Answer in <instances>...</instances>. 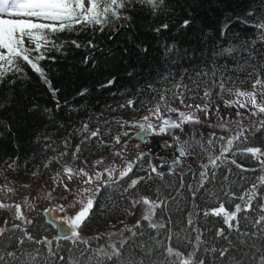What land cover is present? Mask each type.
<instances>
[{
  "label": "snow or ice",
  "instance_id": "1",
  "mask_svg": "<svg viewBox=\"0 0 264 264\" xmlns=\"http://www.w3.org/2000/svg\"><path fill=\"white\" fill-rule=\"evenodd\" d=\"M258 2L259 10L249 9L243 15L226 19L220 27V36L223 37L235 20L236 23L252 29L253 35L246 39L237 37L240 41L238 44L213 48L210 50V62L202 67L193 66L191 71L188 68L174 70L171 66L178 63L177 58L181 56L182 50L175 43L165 44L164 67L155 69L153 83L144 90L155 94L151 97L155 103L149 107V115L141 117L139 121H115L120 129L124 130L112 137V145L102 138L109 133L102 132L100 127L92 130L88 122L82 123L78 131L85 135L75 146L73 161L79 158L82 145L95 139L99 146L114 147L121 144L122 136L129 137V130L133 128L139 129L133 138H139L140 141L147 138L145 134L167 135L170 139L159 142V153L151 150L147 153L140 152L132 160L125 157V152L130 151L129 141L125 140L119 150L113 151L114 156H119L124 161L122 169L111 163L102 171L94 170L89 173L83 167L75 169L70 165H62V172H56L51 177L53 187L43 198L51 202L52 192L62 187L67 193L63 198L67 203L56 204L43 209L42 213H37L38 216L45 217L43 229L34 218L25 214V209L36 212L37 206L33 201L39 197L24 196L23 203L5 202L20 195L16 188L9 186L15 183L10 179V174L18 173L19 157L0 160V180L8 181L7 184H0V193L3 194L0 196V264H205L202 254L207 253L214 255L213 264L215 260H219V264H264V151L260 147H237L238 144L247 143L250 136L264 129V118L250 120L249 124L245 125L243 121L248 117L240 111L246 109L252 117L264 114V99H258V96L264 97V92L260 91L264 89V0ZM137 5L147 9L153 17L164 14L169 7L168 0H0V85L15 83V79L26 75L25 67H30L55 97L59 90L52 88L41 61L55 59L48 53L64 49L66 42H60V34L87 31L94 36L97 32L104 33L107 30L111 33L108 36L111 40L113 34L119 31V28H114L113 25L121 19L131 21L129 12ZM170 22L166 21L151 30L159 34L162 30H168ZM193 23L191 19H184L180 23V29H188ZM70 43L76 48L98 47L93 39H89L86 44L77 40H71ZM141 50L146 53L148 48L145 46ZM183 56L192 58L187 49H183ZM224 56L236 61L233 70L251 69L250 76L238 81L227 75L228 69L216 63L217 58ZM89 60L90 57L85 56L83 63L88 64ZM128 75L132 76L133 73L129 72ZM252 76L255 79H252ZM115 82L116 77H112L101 87H111ZM245 83H251V91L237 86ZM87 91L83 89L78 95L83 96ZM156 95L159 96L158 100ZM214 95L223 101L224 107L236 109V119L220 114V105L213 107ZM225 96L232 99H226ZM189 99L202 103H196L194 111L191 112H184L172 106L178 101L182 106L193 108L192 104L185 105V101ZM136 102L129 99L118 107L132 109ZM3 106L5 105L0 102V107ZM56 108H60L59 101H56ZM109 108L115 110L111 106ZM51 111L45 109V112ZM199 112L204 113L206 120L216 113V122L208 120L207 127L219 129L227 135H217L212 131L207 134L206 141H195L201 148V152L196 154L200 163L196 171L188 169L195 182L185 185L186 173L177 172L176 167L181 165L182 158L186 159L192 155L189 151L192 144L188 140L181 141L175 130L183 133L185 124H201L202 121L197 115ZM172 113L176 114V119L172 118ZM102 115L90 120H99ZM104 123L108 125L111 122ZM59 127L62 128L63 124ZM8 131H11L10 125ZM201 136L203 137V133ZM34 143L41 144L42 150H55L52 137H47L46 142L41 141L39 132ZM63 146L69 147L70 139L66 138ZM136 146L139 147V143ZM165 146L173 150L167 156L163 152ZM246 154L254 158L256 167L244 168L236 162L237 155ZM66 155L68 153L63 152L52 157L43 167L48 168L51 162L58 163ZM146 155L158 157V162L149 160L147 168H143L141 162ZM103 163V159L96 160L93 169ZM137 165L141 166L146 175L133 178L126 187H121L120 181L129 177ZM230 165H234L239 171L233 172ZM161 169H166L168 175L179 177V188L175 182L162 183L155 189V199L148 196L134 198L133 190L138 192L137 185L141 181H164L166 172ZM221 169H225L227 174L222 173ZM117 172L119 174L115 175ZM38 174V171L32 173L33 176ZM105 176L107 179H104ZM64 177L69 182L75 178L81 183L70 188L69 184L64 182ZM209 184L212 185L211 188L206 187ZM114 187L119 198L128 202V207L124 209L125 215H135L133 210L138 206L143 207L142 215L133 224L121 220L119 223L122 227L118 229L113 225L112 231L83 236L81 229L94 215L93 210L101 192ZM185 190L191 197L193 211L187 215V224L179 226L172 217L176 212L182 211L181 200L185 197ZM166 191L169 193L167 196L164 195ZM69 196L72 199L69 200ZM198 198L200 203L197 202ZM201 203L205 207L201 208ZM69 209L75 211L70 215ZM157 210L160 213L159 218ZM4 212L10 215H2ZM52 212L58 215L53 216ZM60 213L63 215H59ZM201 215L205 222H208L209 217L220 219L225 227L215 230L214 239L226 243L219 247L215 244L208 246L209 242L203 237L211 229L202 231L196 226V218ZM28 226L35 227L38 233L51 228L57 235L52 239L47 236L36 239ZM101 240L104 242L100 243ZM61 241L68 243L62 245ZM189 247L191 251H186Z\"/></svg>",
  "mask_w": 264,
  "mask_h": 264
},
{
  "label": "trees",
  "instance_id": "2",
  "mask_svg": "<svg viewBox=\"0 0 264 264\" xmlns=\"http://www.w3.org/2000/svg\"><path fill=\"white\" fill-rule=\"evenodd\" d=\"M168 4L167 11L156 17H153L147 9L137 5L129 12L132 16L131 21L121 19L113 25L114 28H119V31L113 34L111 40L108 39L111 33L107 30L104 33L97 32L94 36L87 31L61 33L60 42H66L64 49L60 52L48 53L55 59L41 61V66L45 69L52 88L59 90L55 97L30 67H25L26 75L15 79V83L0 85V102L5 105L0 107V122H2L0 123V133H2L0 135V160L19 157L17 160L19 171L10 174L12 181L30 176L33 172L43 169V164L48 163L52 157L67 152L68 156L62 157L58 163H49L47 169L55 170L64 165L75 151V146L85 135L78 131L84 122H88L92 130L100 127L102 132L109 133L102 138L112 145V137L124 130L120 129L115 121L132 120L131 115L146 112L155 103V100L151 99L155 94L144 90L153 83L156 76L155 69L164 67L165 44L175 43L182 50L181 56L177 58L178 63L171 66L174 70L180 71L188 68L191 71L193 66L202 67L210 62V50L213 48L238 44L240 41L237 37L246 39L253 35L252 29L233 20L227 34L221 37L222 23L226 19L243 15L249 9H260L258 0H168ZM184 19H191L194 23L188 29H180V23ZM166 21H171L168 30H162L159 34L151 30ZM121 25L127 26L120 27ZM89 39H93L98 47L95 49L76 48L70 43L71 40H77L81 44H86ZM145 46L148 48L146 53L141 50ZM183 49H187L192 58L184 57ZM85 56L90 57L88 64L83 63ZM216 63L226 67L227 75L238 81L250 76L251 69L248 71L233 70L236 61L231 57H219ZM129 72L133 75L129 76ZM112 77H116L115 84L108 88L101 87ZM251 78L255 79L254 76ZM164 86L160 85V87ZM237 86L243 90H251V83ZM83 89H87V93L83 96L78 95ZM129 99L137 101L132 109L118 107ZM158 99L159 96L156 95V100ZM56 101H59V110L56 108ZM218 101L219 98L214 95L213 105ZM196 103H202V101L191 99L185 101V105L194 106ZM173 104L180 105L178 101ZM109 106L115 110H110ZM45 109L52 111L45 112ZM101 114H103L101 119L90 120V118L101 117ZM105 121L111 123L105 125ZM60 124H63L62 128L59 127ZM9 125L11 131H8ZM134 130L137 129L129 131ZM38 132L41 141L46 142L47 137H52L55 141L54 151L42 150L41 144L34 143ZM66 138L70 139V146L67 148L63 146ZM112 148V146H99L94 139L82 145L79 158L73 161V164L78 166L82 165L84 160L98 159ZM145 151L147 153L150 149ZM152 157L145 156L144 161L141 162L143 168H147L148 161H152ZM235 159L244 168L257 166V162L250 154L237 155ZM230 166L233 172L239 171L234 165ZM161 170L166 172L163 182L159 179L141 181L137 185L138 192L133 190V197L148 196L155 199L156 187L167 182H175L176 187L179 188V177L168 175L166 169ZM221 172L227 174L225 169H221ZM185 173V185L194 183L192 173L188 170ZM144 175H146L145 171L137 165L129 177L120 181V186L126 187L131 179ZM245 175H259V173H245ZM5 181L7 180H0V183ZM206 187L211 188L212 185L209 184ZM168 194L167 191L164 193L166 196ZM190 200L191 197L185 190V197L181 200L182 211L176 212L172 217L179 226L187 224V215L193 211ZM197 202L200 203L199 198ZM200 206L205 207L203 203ZM215 206L209 205V207ZM126 207H128V202L119 198L115 187L102 191L97 200V206L93 210L94 215L83 226L81 234L86 237L93 236L95 235L93 231L100 233L108 225L118 224L119 221L129 216L124 213ZM159 214L157 210L158 218ZM35 220L43 229L45 217L36 214ZM165 220H167V213H165ZM196 220V226L202 231L206 228L211 229L203 237L209 242L208 246L215 244L219 247L226 243L214 239L215 230L225 227L219 218L209 217L208 222H205L201 215ZM30 231L36 239H41L43 236L52 239L56 235L55 230L51 228L38 233L36 228L31 226ZM225 234H228L226 228ZM103 242V240L100 241V243ZM67 243V241H61L62 245ZM181 251L185 250L181 249ZM186 251H191V248L189 247ZM202 255L205 264H213L215 257L212 253ZM215 264H219V260H215Z\"/></svg>",
  "mask_w": 264,
  "mask_h": 264
},
{
  "label": "rangeland",
  "instance_id": "3",
  "mask_svg": "<svg viewBox=\"0 0 264 264\" xmlns=\"http://www.w3.org/2000/svg\"><path fill=\"white\" fill-rule=\"evenodd\" d=\"M248 91H251V90H248ZM260 91L264 92V89H261ZM225 98L226 99H232V97H230V96H225ZM258 99H264V97L258 96ZM217 104L220 105V114H222V115L226 114L231 119L237 118L235 108L224 107L223 101L220 99H219ZM217 104H214L213 107ZM172 106L179 108L181 111H184V112L194 111V106H193V108H188L186 106L174 105V104H172ZM240 111L242 113H244L245 116L248 117V119H245L243 121V123L245 125H248L250 120H257L260 118H264V114H260L258 117H252L249 115V113L247 112L246 109H240ZM146 115H149V110L146 112L140 113V114L131 115V119H132V121H139L141 119V117L146 116ZM197 115L200 117V120L202 121L201 124H185L183 133H180L179 130H175L176 133L180 136L181 141L188 140L192 144V147L189 149V151L192 153V155L187 156L186 159L182 158L181 165H178L176 167L177 171L186 172L189 168H192L194 171H196L198 169L200 159L197 157L196 154L201 152V148L199 147V145H196L195 141H197V140L206 141L207 140V134L212 132V131H215L217 133V135H227V133H221L219 129L207 127L208 120H210L212 123L216 122V116H217L216 113L211 114V116L208 118V120H206L203 112H199V113H197ZM171 116L173 119H176L175 113H172ZM153 123H156V121H153ZM133 129H137V128H133ZM138 131H139V129L130 132L129 137L122 136L121 137V144L115 145L106 155H104L98 159H94L91 161L90 160L89 161L84 160L87 162L86 164L82 162L83 163L82 165L76 166L73 164L72 155H71L70 157H68V159L66 160L64 165H70L71 167H73L75 169L83 167L89 173H92L94 170L102 171L104 167L108 166L111 163H114L118 167V169H122L124 167V161H122L119 156H114L113 151L119 150L123 146V143L125 140L129 141V146H130V151L125 152V157L128 160H132L138 155V153L146 152L145 150H148V149H150L151 151L159 153L161 150L159 142H163V141L170 139V137L167 135L151 136L149 134H145V136L149 135V138L147 141L144 142V141H140L139 139L133 138L135 133ZM201 133H203V137L201 136ZM137 143H139V147L136 146ZM173 143L175 144V141H173ZM155 146H157V148H155ZM237 147H240V148L260 147L261 150L264 151V129H261L259 132H256L254 136H250L249 141L247 143L238 144ZM170 151L172 152L173 150L171 148H167L166 146L163 149V152H165L166 154H168ZM68 155H66V156H68ZM99 159H103L104 163L102 165L98 166L97 169H93L94 162L96 160H99ZM152 162L157 163L158 157L153 156ZM205 162H206V159H205ZM56 172H62V166L59 167L58 169H55V170L43 168L41 170H38L39 174L36 176H33L31 174L28 177L14 180L15 183L9 184V186L16 188V190L20 193V195L13 196L11 200L5 201V202H7V203H23V197L24 196H29L30 198L39 197V199L33 201V203H35L37 206L36 212L27 211L25 209V214L29 218H34V219H35L36 214L41 212L45 208H50V207H53L54 205L60 204V203L66 204L67 201L64 200L63 198L67 195V193L64 192L62 187H58V188H56L55 191L52 192L51 202H49L48 200H45L43 198L44 194L52 189L53 181H52L51 177L54 176ZM118 174L119 173L117 172L115 175H118ZM104 179H107V176H105ZM64 182L68 183L70 188L76 187L77 185H80V183H81L80 180H77L75 178L71 182H69L66 177H64ZM7 183H8V181H5V182H1L0 184H7ZM22 185H29L30 187L24 188V187H21ZM2 195L3 194L0 193V196H2ZM68 199L70 200V199H72V197L69 196ZM74 211H75V209H69L68 213L71 215ZM133 211L136 214L135 215H129L123 221H125L128 224L135 223V221L137 219H139L140 216L142 215L143 207L138 206ZM2 214H4V216L10 215L7 212H4ZM59 215H63V213H60ZM17 222H19V221H17ZM113 225H115L117 229L122 227V225L120 223H118V224L113 223V224L108 225L104 229H102L100 231V233L112 231ZM28 228H30V226H28ZM93 232H94V234H97L95 231H93Z\"/></svg>",
  "mask_w": 264,
  "mask_h": 264
},
{
  "label": "water",
  "instance_id": "4",
  "mask_svg": "<svg viewBox=\"0 0 264 264\" xmlns=\"http://www.w3.org/2000/svg\"><path fill=\"white\" fill-rule=\"evenodd\" d=\"M146 137H147V138H146L145 140H143L144 142L148 140L149 135L146 136ZM136 139H139V138H136ZM177 155H178V153H177ZM52 215H53V216H56V215H58V214H57L56 212H52Z\"/></svg>",
  "mask_w": 264,
  "mask_h": 264
}]
</instances>
